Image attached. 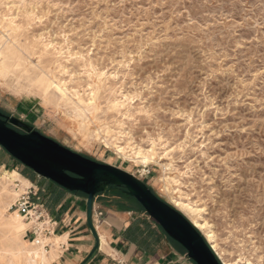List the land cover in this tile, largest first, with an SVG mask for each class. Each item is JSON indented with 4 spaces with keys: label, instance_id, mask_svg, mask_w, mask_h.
Segmentation results:
<instances>
[{
    "label": "rangeland",
    "instance_id": "1",
    "mask_svg": "<svg viewBox=\"0 0 264 264\" xmlns=\"http://www.w3.org/2000/svg\"><path fill=\"white\" fill-rule=\"evenodd\" d=\"M0 24L31 56L29 72L0 77V112L134 174L191 222L175 204L197 209L222 264H264V0H0ZM41 71L84 98L94 93L89 114L50 99ZM117 145L127 154L156 145L155 161ZM0 161V177L24 170L2 146ZM24 194L1 204L15 212ZM3 234L0 264H25L11 259Z\"/></svg>",
    "mask_w": 264,
    "mask_h": 264
},
{
    "label": "water",
    "instance_id": "2",
    "mask_svg": "<svg viewBox=\"0 0 264 264\" xmlns=\"http://www.w3.org/2000/svg\"><path fill=\"white\" fill-rule=\"evenodd\" d=\"M0 146L39 177L51 180L70 192L87 195L88 222L96 237L92 219L94 198L100 193L119 191L135 198L163 231L187 251L188 257L196 264H221L198 228L134 174L84 156L43 135L21 118L7 116L2 112Z\"/></svg>",
    "mask_w": 264,
    "mask_h": 264
},
{
    "label": "crops",
    "instance_id": "3",
    "mask_svg": "<svg viewBox=\"0 0 264 264\" xmlns=\"http://www.w3.org/2000/svg\"><path fill=\"white\" fill-rule=\"evenodd\" d=\"M35 187L39 189L37 185ZM55 191L61 195V198L47 207L50 215L57 222L55 232L49 237L57 236L60 240L55 248V256L48 264L195 263L156 222L152 225L160 229L161 235L152 251L141 248L136 241L129 238L127 228L135 220L139 218L148 220L151 217L142 206L127 197L118 193H109L102 194L111 195L109 201L99 199L100 194L94 198L92 219L96 237L88 222L87 195L66 189Z\"/></svg>",
    "mask_w": 264,
    "mask_h": 264
},
{
    "label": "bare ground",
    "instance_id": "4",
    "mask_svg": "<svg viewBox=\"0 0 264 264\" xmlns=\"http://www.w3.org/2000/svg\"><path fill=\"white\" fill-rule=\"evenodd\" d=\"M3 19L5 18L3 17ZM19 26H18V29H20ZM34 43H35V39H34ZM24 50H25V47L22 46L20 43L13 41L9 31L0 24V77L7 78L11 75H15L16 73L20 71H23V72L30 71L29 65L31 64V62L29 61V57L31 58V56H29L28 55L29 53L27 54ZM51 73L46 72V71H41V73H39L36 77L38 86L43 89L44 93L49 94L50 99L51 97H53L60 104L70 103L72 104L71 106H73V111L76 114L86 117L87 116L86 114L90 111V108L93 106L94 93L91 94L90 97L88 96V98H84L83 97L84 95L83 96L80 95L79 92L77 91L72 92L71 90H69L67 85L64 82L62 83L61 81L53 78L51 76ZM31 84H33V82ZM123 98L126 99L127 94L122 95V97L119 99L116 98L114 101L112 100V107L114 108L120 107L121 105L125 104L124 103L125 100ZM155 146L156 145H153L150 149H143L141 147H138V149H136L134 152L132 153L128 152L129 154H127L126 147L121 146V145H117L116 147L118 148V151L120 153L122 152L124 153V155H127L129 157L132 156L133 158H138L141 160L140 161L141 163L149 164L150 162L155 161L154 160L155 150H156ZM0 180L3 181V185L0 182V184L2 185L0 187V196L3 197V195H10L13 199L12 201H16L17 198L22 193L26 192L27 188L30 185H33L28 178L24 177L17 170H11V171L5 170L4 175L0 177ZM17 182H20L19 185L21 188L19 190L14 189L13 187L10 188L11 185L13 184L16 185ZM1 202L3 201H0V205H3L5 212L0 213V228L2 229V232L4 233L3 235L7 243L6 248L9 254L11 255V259L18 260V261L20 259H23L25 261V264H48L50 260L53 259V257L55 256V248L59 244L60 238L57 236L50 238V237H45L42 234H39L35 240L25 239L24 235L26 231L32 227L35 221H26L24 216L18 212L19 209L15 212H9L11 204L7 202H5L4 204H1ZM175 205L193 214L194 217L192 219V222L194 226L198 228L199 230L206 233L205 234L206 238L211 242L213 250L217 252L220 258H222L221 253L217 249L215 234L213 233V231L208 230V226H207L208 224L206 222L201 223L196 219V216H198V212H197L198 210L193 208L189 204H185L183 202H177ZM46 244H49L51 249H47ZM226 264H230V263H226Z\"/></svg>",
    "mask_w": 264,
    "mask_h": 264
},
{
    "label": "trees",
    "instance_id": "5",
    "mask_svg": "<svg viewBox=\"0 0 264 264\" xmlns=\"http://www.w3.org/2000/svg\"><path fill=\"white\" fill-rule=\"evenodd\" d=\"M19 165L23 167V171L21 172L26 178H28L31 181H35L37 178V174L31 170L30 168L23 165L18 160L16 161ZM1 164H4L5 162L0 161ZM18 166V165H17ZM44 185L41 186V188L38 189L39 193L43 194L45 193L46 199L44 201V204L46 207L50 206L51 203H55L60 200L61 195L57 193V189H62L61 186L57 185L56 183L52 182L51 180L43 178ZM44 189V191H43ZM49 191V192H48ZM44 192V193H43ZM110 193H118L120 195H123L124 197H127L131 200L130 196L125 195L119 191H114ZM47 194V195H46ZM102 194V193H100ZM155 221L153 219H146V218H139L135 220L128 228H127V234L128 237L133 239L138 243V245L141 248H145L147 250H153L158 243V240L161 235V231L158 227H153L152 224H154ZM157 226V225H156ZM222 264V263H221Z\"/></svg>",
    "mask_w": 264,
    "mask_h": 264
},
{
    "label": "built area",
    "instance_id": "6",
    "mask_svg": "<svg viewBox=\"0 0 264 264\" xmlns=\"http://www.w3.org/2000/svg\"><path fill=\"white\" fill-rule=\"evenodd\" d=\"M19 210L24 213L28 221H35L29 228L30 237L35 240L39 234L45 237L55 232L57 222L52 218L43 201H40L38 190L30 186L18 203ZM49 244L46 247L49 248ZM119 264H125L120 262Z\"/></svg>",
    "mask_w": 264,
    "mask_h": 264
},
{
    "label": "flooded vegetation",
    "instance_id": "7",
    "mask_svg": "<svg viewBox=\"0 0 264 264\" xmlns=\"http://www.w3.org/2000/svg\"><path fill=\"white\" fill-rule=\"evenodd\" d=\"M11 126V125H10Z\"/></svg>",
    "mask_w": 264,
    "mask_h": 264
}]
</instances>
